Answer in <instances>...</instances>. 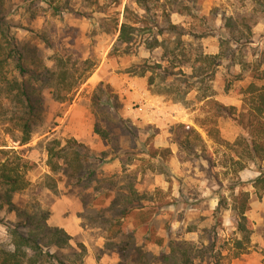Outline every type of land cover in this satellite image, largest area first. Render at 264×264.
Masks as SVG:
<instances>
[{
  "label": "rangeland",
  "instance_id": "obj_1",
  "mask_svg": "<svg viewBox=\"0 0 264 264\" xmlns=\"http://www.w3.org/2000/svg\"><path fill=\"white\" fill-rule=\"evenodd\" d=\"M50 1L52 7L43 2L44 9L32 16L16 0L17 8L9 16L14 23L11 34L24 44H37L48 67L56 69L62 59L70 73L83 75L64 103L53 99L54 91L45 92L47 122L41 129L48 133L40 132L25 144L20 143L19 130L7 122L2 108L6 102L2 89L6 88H0V161L8 160L24 180L25 188L16 195L22 205L48 210V222L71 236L70 248L64 253L67 264H123L125 260L158 264L163 254H169L171 241L197 248L206 246L208 240L215 241L216 259L221 264H264V190L252 185L264 170V162H251L235 144L241 130L229 119L220 117L214 124L220 140L207 132L213 125L209 101L241 112L244 90L252 82L255 68L261 62L264 69V14L253 10L252 0H193L198 14L184 10V0H176L173 7L184 12L172 13L171 22L203 37L166 34L159 37L166 39V46L152 51L138 39L125 54L122 47L114 50L117 35L113 27L117 19L120 25L123 22L126 6L134 14L144 13L134 0H122L121 5L106 0H98V5L89 0ZM171 1L151 0L150 14L162 22L163 10H169ZM230 16L252 27L253 42L236 50L234 62L224 56L204 60L223 51L220 36L229 34L225 20ZM103 19L110 24L106 30L101 26ZM230 47L236 46L230 43ZM1 57L6 58L4 50ZM145 62L161 63L175 75L165 80L158 72L140 75L138 67ZM4 64L9 79L15 75L13 64L10 59ZM197 67L204 68L202 82L196 80ZM96 125L109 140L95 132ZM52 140H56V150L74 142L85 144L100 156L96 162L101 177L114 176L116 189H133L140 197L150 193L154 212L129 216L124 225L117 226V231L126 234L108 241L100 218H85L93 213L79 216L83 207L75 181L54 174L48 166L46 148ZM240 190L249 193L247 216L252 227L250 242L243 246H237L241 234L231 209L223 210L219 218L214 216L218 192L230 204L232 193ZM109 200L100 197L95 207L107 205ZM123 200L129 201L128 197ZM14 219L0 209L1 241L9 240L5 224ZM128 234L136 238L139 249L121 256L115 242L127 240ZM203 260L195 263L208 264Z\"/></svg>",
  "mask_w": 264,
  "mask_h": 264
},
{
  "label": "trees",
  "instance_id": "obj_2",
  "mask_svg": "<svg viewBox=\"0 0 264 264\" xmlns=\"http://www.w3.org/2000/svg\"><path fill=\"white\" fill-rule=\"evenodd\" d=\"M89 1L98 5V0ZM106 1L108 4H122V0ZM134 1L144 13L134 14L129 6L125 7L126 13L123 22L120 25L117 19L113 27V33L117 35L114 50L122 47L123 52L127 54L132 45L138 39H142L145 48L152 51L162 45L166 46V39L159 40L160 36L164 37L166 34H174L178 37L187 34L194 38L203 37V35L192 34L173 24L170 19L172 13L181 14L184 10H189L191 14H198L193 0H184L187 4L186 7H183L184 10L173 7L172 4L176 0L171 1L169 10H163L162 22L150 14L151 0ZM15 2L16 0H0V88H6L1 89L6 94V102L2 108L7 117V122L19 130L21 133L20 143L25 144L40 132L48 133V131L41 129L47 122L45 92L49 89L54 91L53 99L60 101V103L70 100L69 93L80 84L83 72L78 76L76 72L70 73L62 59L58 60L56 69L48 67L37 44H24L11 34L14 23L9 16L12 14L13 8H17ZM43 2L46 6L52 7L50 0H21L20 4L25 6L34 16L36 10L44 9L40 6ZM252 3L254 4V11L264 14V0H252ZM101 10L104 12V8ZM109 25L107 19L101 20V26L104 30L108 29ZM225 26L228 27L229 34L220 36L223 51L217 56H206L204 60L224 56L229 58L230 62H234L236 50L253 42L250 37L252 27L248 24L240 23L237 18L230 16L226 18ZM146 35L149 37L144 38ZM40 40L44 43L47 39L43 36ZM230 43L236 46L235 49H231ZM179 44L180 41H177V46ZM2 50L6 56L5 59L1 57ZM7 59L12 62L15 72V75L9 79L4 73L3 67V65L5 66L4 61ZM201 61H203L202 58ZM262 64L260 62L257 65L256 73L252 76V82L244 90L245 107L241 112L238 113L234 106H225L213 100L209 101L212 106L210 122L213 125L207 128L208 134L220 140L219 131L214 124L217 118L229 119L241 130V135L235 144L244 150L246 157L253 163L264 162V69H261ZM177 66H181V64ZM138 68L140 75H144L147 71L158 72L157 74L161 76L162 80L167 79L168 75H175V73H168L169 67L163 68L161 63L148 65L145 62ZM203 70L202 67L196 68L195 76L198 82L203 80ZM86 71L87 69H85ZM238 78L242 80L244 77L239 75ZM95 132L103 139L109 140L105 131L101 130L98 125L95 126ZM55 143L56 140L49 141L46 148L48 166L54 174H61L75 181L74 185L81 190L77 196L83 207L79 216L84 218L83 214L93 213L85 218H88L89 221H97L100 218L101 225L106 226L104 230L108 241L115 236L126 234L124 230L117 231L119 229L117 226L124 225L123 221L129 216L136 214V212H143L149 216V213L154 212L156 207L152 205L151 197L148 198L150 193L145 192L140 197L137 191L133 189L129 192L123 191L122 187L121 189L117 188V190L115 187L117 184L113 180L114 176L101 177L100 173L97 172L98 165L96 162L100 156L96 155L85 144L74 142L56 150ZM205 159L209 160L208 157ZM47 177L50 178L49 175ZM23 182L20 173L9 164L8 160L0 161V209L4 210L6 214L15 216L14 220L5 224L9 240L6 242L0 240V264H67L64 253L70 248L71 236L65 229L53 226L48 222L50 217L48 210L41 206H29V208L22 205L16 195L25 188ZM252 185L258 191L264 190V170L259 171V176L252 180ZM218 194L219 202L214 210V216L219 218L223 210L230 208L237 218V230L241 234L237 246H243L244 243L248 244L252 234L250 219L247 216L250 203L249 193L243 190L237 193L233 192L230 204L223 193L219 191ZM124 196L128 197V203L123 200ZM100 197L109 198V203L96 208L95 203ZM144 201H149V203L145 205ZM110 232L113 234L111 235ZM115 243H117L116 247L118 248L116 250L120 252L121 256L131 249H139L136 238L132 234H128L127 240ZM188 244H178L171 241L169 254H163L162 260L158 264H197L195 262L198 259H204L203 261L206 259L208 264H221L216 259L214 240H208L206 246L197 248ZM123 264H129V262L125 260Z\"/></svg>",
  "mask_w": 264,
  "mask_h": 264
}]
</instances>
